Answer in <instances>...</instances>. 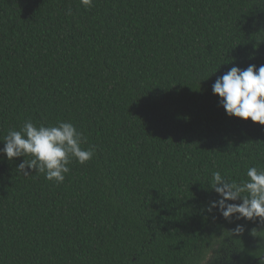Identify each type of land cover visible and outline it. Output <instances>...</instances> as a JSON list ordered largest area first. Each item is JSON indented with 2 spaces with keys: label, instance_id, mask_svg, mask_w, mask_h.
Wrapping results in <instances>:
<instances>
[{
  "label": "trees",
  "instance_id": "16d2710c",
  "mask_svg": "<svg viewBox=\"0 0 264 264\" xmlns=\"http://www.w3.org/2000/svg\"><path fill=\"white\" fill-rule=\"evenodd\" d=\"M250 64L264 65V0H0V148L30 120L72 123L94 149L61 183L0 154V264L260 257L259 218L207 211L213 172L264 169V125L212 92Z\"/></svg>",
  "mask_w": 264,
  "mask_h": 264
},
{
  "label": "clouds",
  "instance_id": "9594fccd",
  "mask_svg": "<svg viewBox=\"0 0 264 264\" xmlns=\"http://www.w3.org/2000/svg\"><path fill=\"white\" fill-rule=\"evenodd\" d=\"M86 7L92 6V0H80ZM70 14V10H69ZM214 95L220 97V105L229 117H237L245 121L264 125V65L257 68L249 65L246 69L232 66L222 76L217 77L212 85ZM4 147L0 154L12 160L17 157L31 156L24 159L17 169L24 175H30L27 169L43 173L48 180L63 182L65 174L70 171L68 165L71 158L83 164L94 155V149L81 147L82 134L72 123L60 121L55 126H37L30 120L25 121L19 131L9 130L4 137ZM246 179L236 182L222 176L219 171L212 173L211 189L218 199L207 206L211 214L213 210L225 219L235 217L236 220L249 221L259 218L264 224V169L249 167ZM231 201L232 203H229ZM239 201V203H236ZM244 226L237 224L227 235L240 236ZM261 264L264 262V250L260 252ZM215 258L205 257L208 264Z\"/></svg>",
  "mask_w": 264,
  "mask_h": 264
},
{
  "label": "flooded vegetation",
  "instance_id": "af4514ba",
  "mask_svg": "<svg viewBox=\"0 0 264 264\" xmlns=\"http://www.w3.org/2000/svg\"><path fill=\"white\" fill-rule=\"evenodd\" d=\"M261 259L262 257L260 256V257L253 259L252 261H249L248 263L245 262L244 264H261ZM239 264H243V263L239 262ZM262 264H264V262H262Z\"/></svg>",
  "mask_w": 264,
  "mask_h": 264
},
{
  "label": "rangeland",
  "instance_id": "374dc122",
  "mask_svg": "<svg viewBox=\"0 0 264 264\" xmlns=\"http://www.w3.org/2000/svg\"><path fill=\"white\" fill-rule=\"evenodd\" d=\"M223 257H227V255L224 256L222 253H220V254L216 257L217 261H215V262H219L220 260L223 259ZM209 258L212 259V258H214V256H210ZM216 259H215V260H216ZM218 264H219V263H218Z\"/></svg>",
  "mask_w": 264,
  "mask_h": 264
}]
</instances>
